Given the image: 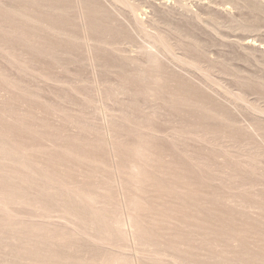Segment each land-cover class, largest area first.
<instances>
[{"label": "bare ground", "instance_id": "obj_1", "mask_svg": "<svg viewBox=\"0 0 264 264\" xmlns=\"http://www.w3.org/2000/svg\"><path fill=\"white\" fill-rule=\"evenodd\" d=\"M78 1L88 42L110 44L114 32L99 31L95 9ZM60 11L54 0H0V264H135L124 240L141 252L138 264H264L256 143L209 127L210 107L172 87L156 57L107 79L102 140L75 94L67 107L31 89L28 76L56 78L52 61L69 52ZM173 109L178 123L166 133L155 118Z\"/></svg>", "mask_w": 264, "mask_h": 264}, {"label": "rangeland", "instance_id": "obj_2", "mask_svg": "<svg viewBox=\"0 0 264 264\" xmlns=\"http://www.w3.org/2000/svg\"><path fill=\"white\" fill-rule=\"evenodd\" d=\"M54 2L61 6V18L71 30V36L64 45L69 52L60 53L59 60L51 59L56 78L35 80L28 76L31 89H35L42 99L75 107L73 98L69 97L75 94L78 106L95 125L94 130H99L95 133L102 140L100 130L110 108L100 94L104 95L108 90L107 79L110 76V80L117 78L121 71L139 70L147 66L149 59L156 57L167 77H171L172 87L180 89L182 86L180 90L196 97L192 98L194 101H200L201 109L205 107L208 111L210 107L216 117L212 120L215 125L211 119H208L210 123L204 118L207 125L214 130L236 133L239 143L241 140L250 145L256 143L251 146L260 167H264V142L260 141L264 135V0H86L89 7L95 9L91 17L97 29L114 32L110 44L106 42L110 39L108 36L104 37V42L101 39L88 42L78 0ZM96 54L102 66L93 63ZM108 61L109 69L116 71L114 74L104 67ZM154 106L153 100L144 102L147 111L153 110ZM170 113H157L155 118L166 133L178 123L179 111L173 109ZM200 118L190 117L202 121ZM256 131L262 134L261 137L255 135ZM236 142L230 144L234 147L232 150L239 151L242 147H236ZM106 166L105 174L109 172ZM28 213H24V217L33 221L64 223L58 217ZM82 242L89 245L87 250L94 249L92 242ZM137 251L138 248L124 240L121 252L135 264L142 255Z\"/></svg>", "mask_w": 264, "mask_h": 264}]
</instances>
